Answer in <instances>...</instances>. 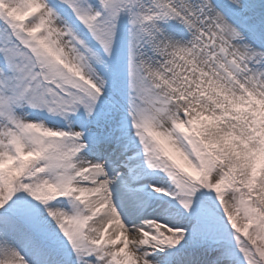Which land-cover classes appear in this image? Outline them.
Listing matches in <instances>:
<instances>
[{
    "label": "snow or ice",
    "instance_id": "snow-or-ice-1",
    "mask_svg": "<svg viewBox=\"0 0 264 264\" xmlns=\"http://www.w3.org/2000/svg\"><path fill=\"white\" fill-rule=\"evenodd\" d=\"M125 13L128 115L148 167L162 168L177 196L214 189L244 264H264V5L258 11L255 0H0V164L12 170H0V264H153L141 246L163 250L183 238L153 221L151 233L130 230L111 202L104 162H72L83 141L105 142L97 129H70L69 137L14 112L27 104L61 116L82 109L97 123L110 118L119 105L105 73L116 87L118 66L105 63L79 27L111 57ZM168 20L188 38L170 34ZM45 171L54 179L42 178ZM72 196L85 211L67 215L45 204V216L29 198ZM112 224L121 234L106 238ZM58 245L66 261L53 255ZM213 264H233L232 250L223 247Z\"/></svg>",
    "mask_w": 264,
    "mask_h": 264
},
{
    "label": "rangeland",
    "instance_id": "rangeland-1",
    "mask_svg": "<svg viewBox=\"0 0 264 264\" xmlns=\"http://www.w3.org/2000/svg\"><path fill=\"white\" fill-rule=\"evenodd\" d=\"M261 5H264V0H255V7L258 11ZM127 22L128 27L125 30L124 26ZM162 26L175 38H180L181 35H183L185 39L188 38L186 32L183 30V26L175 20H168ZM130 28L129 17L125 13L120 17L118 23L117 37L113 46V55L111 57H105L102 48L96 41L88 35L82 26L79 27L80 34L86 38L87 43L94 51L97 48L91 45L88 40L89 37L98 45L96 47L101 48L102 51L99 54L105 60V63L109 65L116 63L118 66L120 77L116 87H113L111 73H105L108 95L119 105L118 110L112 113L110 118L102 119L97 123L96 116L86 118L82 109L77 110L75 113H68L65 116H61L49 113L46 108H32L27 104L16 107L14 112L21 118L22 122L40 123L49 129L64 131L69 134V137H71L70 129L72 131H83L85 127L95 128L98 133L106 137V144L103 147L105 154H109V156H120L117 153L120 148L124 149L123 154H132V156L129 157L128 166L124 165L108 174V178L111 181L110 185L112 189L116 191L117 195L115 203L117 205V203L122 201L124 204H127V207L131 208L134 202H138V200H149L145 214L138 218V220H142L145 223L153 221L163 225L162 218L169 217L171 222L166 225V228L178 229L183 234V238L180 239L179 243L176 245L162 246L163 250L172 254L174 258L177 259L178 253L182 254L183 257L185 253H192V255L194 253V255H196L201 252L203 256H208L213 260L215 255L219 253L223 247H228L233 252V264H244L242 254H240L236 248L234 230L230 227V223L226 219L223 206L214 189H206L203 185H200L194 194L184 197L179 196L180 198L174 201L173 198H169L170 195H165L166 192L174 195L179 191L176 189L174 182L162 168L148 167L143 145L135 135L131 117L128 115L130 89L127 75V55L131 38ZM96 67L100 71L103 70L102 65H97ZM2 125L3 121L0 120V126ZM67 142L68 141L65 140V143ZM83 142L87 145L85 149L79 151L76 156L72 158V162L77 167H79L82 159L91 156L89 152L97 148L91 140H85ZM111 161L112 163L114 162L112 159ZM113 165L116 164L113 163ZM39 175L44 179H54L53 174L48 171L40 173ZM134 177L135 179L133 181L129 180V178ZM76 183L80 186H92L90 183H85L83 181H77ZM157 188L160 189V191L154 190ZM160 193L163 194L160 195ZM29 198L41 209L45 216H47V213L43 211L45 204H47L49 208L59 209L67 215H75L77 212L82 213L85 211L83 205L75 200L74 196L61 197L49 202H36L33 197ZM182 199L188 201L187 209L184 208L181 202ZM118 215L119 217L121 216V214ZM120 219L121 222H123L121 217ZM237 219L238 222H246L241 221L239 217H237ZM52 228L57 233L59 239L63 240L64 244H66V240L60 236V229L58 226L52 223ZM140 228L150 233L153 231V229L149 227V224L141 226ZM249 230L251 231V228ZM110 233L117 236L115 234L118 233V230H113L110 226L106 233V238L111 236ZM121 239L123 238L121 237ZM17 247L21 255H23L26 260L31 261L33 254L22 245L18 244ZM52 253L58 260L66 261L68 259L67 252L64 251L62 246L58 245L54 247ZM167 264H171V262L169 261Z\"/></svg>",
    "mask_w": 264,
    "mask_h": 264
},
{
    "label": "bare ground",
    "instance_id": "bare-ground-1",
    "mask_svg": "<svg viewBox=\"0 0 264 264\" xmlns=\"http://www.w3.org/2000/svg\"><path fill=\"white\" fill-rule=\"evenodd\" d=\"M106 144V142H104L102 145V147H98L95 148V150H93L92 152H89V155H91L90 157H87L85 159H82L81 161H89V162H100L103 161L104 162V167L105 170L107 172V175L109 174V172H114L115 169H119L121 167H123L124 165L128 166L129 161L130 160V156L132 154L130 153H124L123 154V148H120V150H118V155L120 156H109V154H105L103 147ZM96 159V160H95ZM111 159L114 161L113 163L116 165H113ZM80 161V162H81ZM122 161V163H121ZM135 179L134 178H129L130 181H133ZM85 182V181H83ZM88 183V182H85ZM109 189L111 192V202L114 205V207L116 208L118 214H121V218L123 220V224L128 227L130 230H134V229H140L141 226H146L148 225V223L143 222L142 220H138V218L141 216H143L147 210L148 204H149V200H142L138 202H134V204L131 206L132 209H129V211H127V213H130L131 215L129 217H125L122 216L123 214L120 211V208L116 205V199H117V195H116V191H114L111 187V185H109ZM137 200V199H136ZM135 201V200H133ZM131 210V212H130ZM104 209L101 210L100 215H102L104 213ZM162 222L165 228L167 227V224H170L171 220L169 219V217H163L162 218ZM113 230H118V233L115 235H120L121 234V229L119 228V225L117 224H112L111 225ZM110 235L115 238L116 236H114L113 234L110 233ZM123 238V237H122ZM141 250L142 251H147L150 253V255L148 256V259H150L153 264H167L169 261L171 262V264H197L196 262H193V260L191 258L188 257H181V259H176L174 258V256H172V254L167 253L165 250H161L160 248H155L153 249L151 246H141ZM177 256H179L177 254ZM176 256V257H177Z\"/></svg>",
    "mask_w": 264,
    "mask_h": 264
},
{
    "label": "clouds",
    "instance_id": "clouds-1",
    "mask_svg": "<svg viewBox=\"0 0 264 264\" xmlns=\"http://www.w3.org/2000/svg\"><path fill=\"white\" fill-rule=\"evenodd\" d=\"M5 169L8 171L9 175H11L12 170L10 168H7V165L0 164V170H5Z\"/></svg>",
    "mask_w": 264,
    "mask_h": 264
}]
</instances>
